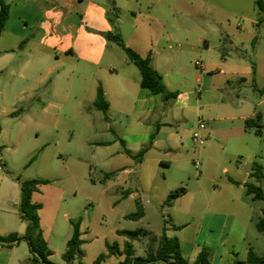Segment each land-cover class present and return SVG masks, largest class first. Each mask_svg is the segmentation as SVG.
Listing matches in <instances>:
<instances>
[{"label": "rangeland", "instance_id": "374dc122", "mask_svg": "<svg viewBox=\"0 0 264 264\" xmlns=\"http://www.w3.org/2000/svg\"><path fill=\"white\" fill-rule=\"evenodd\" d=\"M9 1L5 0L6 3ZM118 1L120 10L117 14H110L109 21L117 22L116 28L124 30L128 44L148 45L156 66L161 63L169 67L168 70L171 68L167 82L173 92L184 94L183 99L171 101L166 106L167 110L172 108L176 122L157 114L143 127L131 126L126 130L123 125L127 118L113 111L116 126L109 130L106 116L95 110L92 101L84 104L79 115L62 113L48 116L34 110L15 114L0 112V191L8 192L11 202L6 205L15 219V226H23L19 216L20 185L10 177V173L26 180H51L50 186L40 190L35 200L43 206L40 218L53 251L50 259L53 264H66L62 255L73 233L70 220L83 221L84 232V256L73 264H97L101 255L103 259L99 264H124V246L128 239L119 236L118 230L143 229L147 232V235L133 241L131 264H142V258L156 254L164 235L178 238L182 243L181 252L187 258H193L190 255L193 249L197 245L204 246V234L196 245L194 243L197 240L194 226L201 222L207 206V199L199 194V189L203 188L208 193L212 191V185L204 175L206 177L215 171L216 176L223 177L221 168L224 166L232 172L236 165L246 170L257 165L264 167V139L257 138L253 132V149L240 157L231 156V150L220 145L225 138L224 131L231 125H242V122L237 121L233 125L226 120L208 121L206 109L203 110L205 89L202 79L197 80L200 69L195 65L196 62H206L207 68H213L214 63L226 59L241 65L240 72L244 68L250 69L251 75L244 76V82L239 79V85L223 86L224 101L231 102L236 109L243 104L241 109L245 114L260 115L264 132V94L260 93L264 89V23L259 24L257 0ZM112 47L118 53L119 62L123 65L129 63L119 46L113 44ZM131 67L141 76L137 67ZM0 81L4 90L0 100L2 104L16 109L30 103L42 105L40 101H28L26 96L22 100L15 98L14 92L27 86L14 87L12 83H6L4 77ZM43 93L44 87L38 92L44 100ZM199 119L205 120L209 129L214 126L219 131L215 139H209L204 147H199L192 138ZM130 120L135 119L130 117ZM156 124L161 125V131L155 135V140H161L159 149L150 147L141 164L131 160L134 167L131 175L120 171L115 180L103 183L104 174L117 166V158L106 160V157L123 149L119 141L113 144V130L126 136L128 139L124 140L129 143L139 140L140 145H131L138 152L142 149V140L146 141V146L150 144ZM212 141L220 142L215 143L221 154L220 164L214 165L208 159V146ZM101 142L109 145L97 148ZM249 156L251 163H248ZM197 160L202 164L199 169L195 167ZM162 161L170 162V167L164 168ZM252 182L264 191V170L262 180L251 179ZM168 186L174 188L172 191L186 189V194L170 207L164 203L160 205L158 201L159 192ZM126 191L134 196L124 197ZM245 197L252 205V221L247 225L245 239L234 247L241 262L247 258L249 250L264 256V233L259 232L256 226L262 217L264 202L254 200L247 193ZM136 199L143 204L145 217L139 221L128 220L126 215L136 211ZM2 215L6 214L0 212V217ZM25 233L26 230L22 234ZM112 245L117 249L109 254L108 246ZM15 255L19 264H34L35 257L25 241ZM10 264H14V260ZM214 264L226 263L218 259Z\"/></svg>", "mask_w": 264, "mask_h": 264}, {"label": "crops", "instance_id": "0c3cea01", "mask_svg": "<svg viewBox=\"0 0 264 264\" xmlns=\"http://www.w3.org/2000/svg\"><path fill=\"white\" fill-rule=\"evenodd\" d=\"M125 1L131 2L130 0ZM6 4L9 5L10 9L8 20L0 36V78L4 77L6 83H12L14 87L27 86V88H21L14 92L16 99L22 100L26 96L28 101H40L42 105L30 103L16 109L15 106L9 107L0 101V112L15 114L34 110L41 111L48 116L62 113L79 115L82 114L86 102L95 103L98 88L101 86L109 103L108 110L106 112L101 111L106 116L105 120L109 130L116 126V121L112 117L113 111H116L117 115L127 118L123 125L126 130L130 129L131 126L143 127L146 122H152V118L158 115L161 117L168 116L172 121H177L172 108L167 110L166 107L171 101H164L160 96L154 97L150 95L148 90L142 89L140 86L141 76L131 67L134 65L129 61L126 65L119 62L118 53L112 47L116 43L106 38V34L118 31L126 46L132 47L142 57L151 55L153 67L162 75L167 89L173 92L167 82L171 68L168 70L169 67L161 63L156 66L155 57L152 56L148 45L140 47L137 44H128L124 30L116 28L117 22L109 21L110 14H117L120 10V8L118 9V0H10ZM195 65L200 69L196 75L197 80L202 79L205 89L204 99L206 102L203 110L206 109L205 116L208 121L226 120L233 122V125L234 122H242V125H231L224 131L225 138L221 142L222 144L212 141L213 143L208 146L209 161L214 165L220 162L221 154L218 153L215 143H220L228 151L231 150L230 155L233 157L244 155L245 152L254 147L251 137L252 131L245 128V121L253 118L256 114H245L241 109L244 107L243 104L239 109H236L231 102L226 103L223 86L239 85V79H245L244 76L249 77L251 75L250 69L244 68L245 70L240 72L241 65L230 63L226 59L214 63L213 68H207L209 65L206 62H196ZM210 74L211 76H209ZM43 87L44 100L42 96H38V92ZM3 96L4 90L0 87V100ZM183 96L184 94H178L176 100L183 99ZM95 110L98 109L95 107ZM130 117L135 120L131 121ZM199 121H204L206 124V129L202 131L206 143L209 139L214 140L219 131L214 126L209 129L205 120L199 119ZM160 126V124H156V132L150 136L148 146H146V141L142 140V149L138 152H135L137 149L132 148L131 145H140L139 140L129 143L128 140H124L128 139L126 136L121 135L118 130H113L115 134L113 144L119 141L123 149L110 153L106 157V160L117 158V166L105 173H116V176L110 180H115L120 171L127 176L133 173L134 167L131 160L135 159L126 151L136 155L141 150H146V156L150 147L159 149L161 140H155V135L159 132ZM97 145V148H100L101 146H108L109 143L101 142ZM145 156L141 162L135 160L137 164L143 163ZM251 162L252 159L249 156L248 163ZM161 165L164 168H169L170 162L162 161ZM221 170L224 174L223 177L216 176L215 171L207 174L206 177L204 175V178L212 185L211 192L208 193L203 188L199 189V194L207 199V206L201 222L194 226L197 231V240H194V243L196 245L198 238L204 234V246L197 245L193 249L190 253L193 258H187L182 253L183 257L190 263L196 261L203 249L210 252L211 264L216 263L218 259L226 264H232L234 261L241 262L238 260L239 254L235 253L234 247L237 242L245 239L247 225L252 221V205L245 197V186L251 183V179H253L251 177L253 168L246 170L244 167L241 168L240 165H236L234 172L230 171L227 166ZM200 181L198 180V182ZM92 183L95 181L92 180ZM171 187L163 188L159 192L158 201L160 205L165 204L167 197L173 192L172 189L174 188ZM45 188L47 186L40 190ZM1 193L0 191V212L6 215L0 217V235L6 236L17 233L21 236L26 230V224L15 226V219L12 217L13 215H10L9 212L11 211L6 205L9 201L8 192ZM37 195L39 193H35L33 196L35 203H39L35 200ZM128 196L133 197L134 194L126 191L124 197ZM262 210L263 208L261 214ZM42 211L43 208L39 213L40 216ZM40 221L44 238L52 253L49 258L51 259L53 251L46 238L41 218ZM70 222L72 225L80 222L81 240L84 242L83 221L70 220ZM73 234L74 225L72 236ZM20 246L21 244L9 248L0 245V264H10L12 260H14V264H19V259L15 257V254ZM180 247H182L181 242ZM246 260L247 258L243 262Z\"/></svg>", "mask_w": 264, "mask_h": 264}, {"label": "trees", "instance_id": "16d2710c", "mask_svg": "<svg viewBox=\"0 0 264 264\" xmlns=\"http://www.w3.org/2000/svg\"><path fill=\"white\" fill-rule=\"evenodd\" d=\"M256 8L259 15V24L264 23V0L256 1ZM9 5L0 0V36L4 30L5 24L9 16ZM259 26V25H258ZM106 38L109 41L115 42L125 52L127 59L130 63L136 66L141 74L140 86L142 89L148 90L150 95L156 97L160 96L164 101H174L178 97L177 92H170L165 83L162 75L153 67L151 61V55L142 57L135 50L126 46L122 35L119 32H110L106 34ZM253 74H255V67L253 66ZM241 81H244L242 79ZM264 94V89L260 91ZM95 107L103 112H106L109 108V103L106 100L103 88H98L97 97L95 101ZM245 128L252 131L257 137L264 139L263 127L261 125V116L256 115L253 118H249L245 121ZM137 162H141L145 156L146 150H141L136 155H132L129 151H126ZM264 167L257 165L253 167L251 177L257 182H260L263 178ZM116 173L111 172L104 175L103 182L114 178ZM10 177L19 183L20 185V204H19V216L20 219L26 224V233L23 236L17 233L10 235H0V245L12 248L25 241L28 244L30 253L35 257L34 264H53L50 262L51 251L48 248V244L44 238V233L41 227L40 211L43 206L40 203L33 201V195L40 192V189L44 186L51 184L50 180L46 179H23L20 175L10 173ZM246 193L253 197L254 200L264 202V191L257 185L249 183L245 186ZM186 193L185 188H180L172 193L166 199L165 204L170 206L176 199L180 198ZM136 211L134 213L126 215V219L132 221H139L145 217V209L141 201L138 199L135 202ZM74 234L71 240L68 242V247L63 255V260L66 264H73L76 260H80L84 256L82 250L83 241L81 240L80 222L73 223ZM259 232L264 233V208L262 210V217L256 224ZM120 236H124L128 239L124 246V254L126 255L124 264H131L134 256L133 241L137 240L140 236L147 235V232L143 229L135 231L121 230L118 231ZM117 249L116 245L108 246L109 254L114 253V249ZM103 259V255L99 256L97 264ZM139 261L141 259H138ZM164 262L166 264H211L210 252L207 249H203L199 254L195 262L190 263L186 260L181 252L180 242L177 238H168L163 236L159 243V248L156 254L149 256L147 259L142 258V264L151 262ZM236 264H264V256L260 257L253 250H249L247 260L245 262H238Z\"/></svg>", "mask_w": 264, "mask_h": 264}, {"label": "built area", "instance_id": "2783aa9c", "mask_svg": "<svg viewBox=\"0 0 264 264\" xmlns=\"http://www.w3.org/2000/svg\"><path fill=\"white\" fill-rule=\"evenodd\" d=\"M197 65H199L197 63ZM206 129V124L204 121H199L198 122V128L197 130L193 133V141L195 144H197L199 147H203L206 144V138L202 135V131ZM195 167L196 169H199L201 167V163L197 160L195 161Z\"/></svg>", "mask_w": 264, "mask_h": 264}]
</instances>
